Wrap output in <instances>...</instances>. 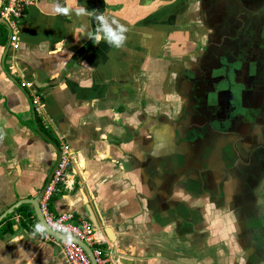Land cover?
I'll return each mask as SVG.
<instances>
[{
	"label": "crops",
	"instance_id": "0c3cea01",
	"mask_svg": "<svg viewBox=\"0 0 264 264\" xmlns=\"http://www.w3.org/2000/svg\"><path fill=\"white\" fill-rule=\"evenodd\" d=\"M63 145L51 210L107 264H264V0H32L17 51L0 21V215ZM36 224L0 221V264H66Z\"/></svg>",
	"mask_w": 264,
	"mask_h": 264
},
{
	"label": "built area",
	"instance_id": "2783aa9c",
	"mask_svg": "<svg viewBox=\"0 0 264 264\" xmlns=\"http://www.w3.org/2000/svg\"><path fill=\"white\" fill-rule=\"evenodd\" d=\"M32 4V0H0V20L9 30V47L13 50L19 48V24L20 19L26 9ZM10 75H13L15 64L10 66ZM35 100L31 106L35 112L40 110V97L37 93L34 95ZM72 164V154L68 145H63L56 167L52 173V178L47 186L43 189L38 197L41 213L47 225L54 231L61 234H68L85 242L87 245L92 244V236L94 233L93 225L87 220L76 221L71 213H54L50 209V202L53 194L59 191V184L69 174ZM60 254L66 264H91L90 259L84 249L77 243L69 240H56ZM96 245V244H92ZM90 245V246H92ZM96 264H107L108 257L103 255L101 249L96 247L92 249Z\"/></svg>",
	"mask_w": 264,
	"mask_h": 264
},
{
	"label": "water",
	"instance_id": "95a60500",
	"mask_svg": "<svg viewBox=\"0 0 264 264\" xmlns=\"http://www.w3.org/2000/svg\"><path fill=\"white\" fill-rule=\"evenodd\" d=\"M238 2H239V0H238ZM239 4L241 5V7H243V9H245L244 6L241 3H239ZM38 197H39V195H38ZM38 197H36L35 199H26L24 201H19L15 205L11 206L9 209H7L4 213H2L0 215V221L2 219H4L5 217H7L15 208H17L22 203H31L33 205V207H34V210H35V213H36V217H37L39 223L41 225H43L44 230L47 233H49L56 240H69V241H73V242L77 243L87 253V255H88L89 259H90L91 264H96L95 258H94L93 253H92V249H91V247L89 245H87L85 242H83L82 240H80L77 237H74L72 235L58 233V232L54 231L53 229H51L47 225L46 221L43 218V215L41 213V210H40V206H39V202H38Z\"/></svg>",
	"mask_w": 264,
	"mask_h": 264
},
{
	"label": "clouds",
	"instance_id": "9594fccd",
	"mask_svg": "<svg viewBox=\"0 0 264 264\" xmlns=\"http://www.w3.org/2000/svg\"><path fill=\"white\" fill-rule=\"evenodd\" d=\"M57 11H59V12H66L67 9L58 8ZM78 11L82 12L83 9H78ZM100 19L103 20V16H101ZM108 31H109L110 35H111L113 38L119 39L118 37H116V34H115V33H111V30H110V29H109ZM97 39H99V37H97ZM35 229H36L37 232H43V231H44V227H43V225H41V224H36V225H35Z\"/></svg>",
	"mask_w": 264,
	"mask_h": 264
},
{
	"label": "trees",
	"instance_id": "16d2710c",
	"mask_svg": "<svg viewBox=\"0 0 264 264\" xmlns=\"http://www.w3.org/2000/svg\"><path fill=\"white\" fill-rule=\"evenodd\" d=\"M50 209H51V207H50ZM21 210H23V212H25V210H27V208L25 207H22V209ZM26 214V213H25ZM96 247H99L98 245H93L92 246V248L94 249V248H96ZM100 248V247H99ZM101 249V248H100ZM101 252H102V249H101Z\"/></svg>",
	"mask_w": 264,
	"mask_h": 264
}]
</instances>
